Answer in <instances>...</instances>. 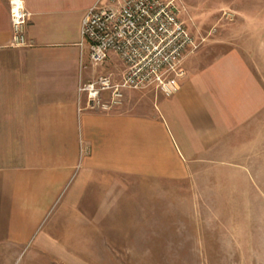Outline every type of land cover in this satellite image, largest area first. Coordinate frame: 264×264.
Wrapping results in <instances>:
<instances>
[{
	"label": "crops",
	"instance_id": "crops-1",
	"mask_svg": "<svg viewBox=\"0 0 264 264\" xmlns=\"http://www.w3.org/2000/svg\"><path fill=\"white\" fill-rule=\"evenodd\" d=\"M96 2L22 0L26 43L16 46L0 0V246L17 253L82 243L84 212L110 209L122 185L183 180L220 150L247 148L264 119V0H178L194 37L222 8L234 13L233 44L205 64L187 54L171 95L124 89L108 110L77 91L123 70L113 54L91 66L80 47V19Z\"/></svg>",
	"mask_w": 264,
	"mask_h": 264
},
{
	"label": "rangeland",
	"instance_id": "rangeland-1",
	"mask_svg": "<svg viewBox=\"0 0 264 264\" xmlns=\"http://www.w3.org/2000/svg\"><path fill=\"white\" fill-rule=\"evenodd\" d=\"M233 17L222 8L205 21L190 55L205 64L229 48ZM249 135L247 148L220 150L183 180L122 185L110 209L84 212L82 243L2 245L0 264H264V119Z\"/></svg>",
	"mask_w": 264,
	"mask_h": 264
},
{
	"label": "built area",
	"instance_id": "built-area-1",
	"mask_svg": "<svg viewBox=\"0 0 264 264\" xmlns=\"http://www.w3.org/2000/svg\"><path fill=\"white\" fill-rule=\"evenodd\" d=\"M13 44L24 45L28 12L22 0H6ZM86 8L79 25L80 47L91 66L115 55L122 63L119 77L97 75L81 83L86 107L108 110L124 89L152 88L163 96L176 91L184 75L183 58L198 40L179 18L178 0H105ZM103 94L106 101L102 102Z\"/></svg>",
	"mask_w": 264,
	"mask_h": 264
}]
</instances>
